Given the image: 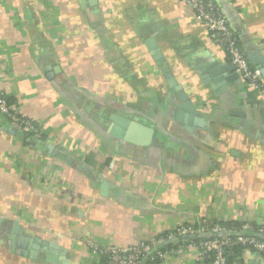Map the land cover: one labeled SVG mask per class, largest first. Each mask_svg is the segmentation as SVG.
Wrapping results in <instances>:
<instances>
[{
	"label": "crops",
	"instance_id": "0c3cea01",
	"mask_svg": "<svg viewBox=\"0 0 264 264\" xmlns=\"http://www.w3.org/2000/svg\"><path fill=\"white\" fill-rule=\"evenodd\" d=\"M212 1L264 68V0ZM229 66L179 0H0V90L40 131L0 116V264H105L90 244L263 224L264 77L252 90Z\"/></svg>",
	"mask_w": 264,
	"mask_h": 264
},
{
	"label": "built area",
	"instance_id": "2783aa9c",
	"mask_svg": "<svg viewBox=\"0 0 264 264\" xmlns=\"http://www.w3.org/2000/svg\"><path fill=\"white\" fill-rule=\"evenodd\" d=\"M179 1L191 10L195 21L205 27L209 39L223 48L236 76L246 81L252 90L261 91L263 80L261 71L250 66L226 17L216 4L212 0ZM0 116L27 136L36 137L40 134L37 126L8 104L7 97L1 90ZM214 223L204 218L196 226L180 224L171 228L163 236L139 240L128 248L90 244L89 249L92 255L105 259L106 264H141L145 258V261L149 259L151 264H160L169 256L185 255L193 256L196 264H227L229 250L241 245L246 248L245 250L253 249V252L260 255L264 261V223L243 221L242 233L237 234H231ZM251 223H254L256 227L254 228ZM251 231L254 232L251 234ZM244 232L250 233L244 235ZM208 233L222 235L204 236ZM167 245L171 247L164 249ZM205 256L207 260L204 259Z\"/></svg>",
	"mask_w": 264,
	"mask_h": 264
},
{
	"label": "trees",
	"instance_id": "16d2710c",
	"mask_svg": "<svg viewBox=\"0 0 264 264\" xmlns=\"http://www.w3.org/2000/svg\"><path fill=\"white\" fill-rule=\"evenodd\" d=\"M8 104L10 105L8 99H7ZM2 117V116H1ZM3 118V117H2ZM4 119V118H3ZM5 120V119H4ZM6 121V120H5ZM7 122V121H6ZM22 133V132H21ZM24 134V133H22ZM26 135V134H24ZM30 137V136H29ZM32 137V136H31ZM214 224H217L219 226H221L222 228H224L227 232L234 234V233H242L241 232V226H242V222H238V221H228V222H215ZM251 225L255 228V224L251 223ZM254 232V231H253ZM251 231V234L253 233ZM250 232H244V235H248ZM166 233L159 235V236H163ZM170 245H167L164 247L165 248H170ZM163 249V248H162ZM246 248L244 246L241 245H237L232 247L229 250L228 256H227V264H234L236 262L239 261V258L241 256V252L244 251ZM251 251H253V249H251ZM105 264H106V260L104 259ZM144 264H151V262L149 261V259H147Z\"/></svg>",
	"mask_w": 264,
	"mask_h": 264
},
{
	"label": "water",
	"instance_id": "95a60500",
	"mask_svg": "<svg viewBox=\"0 0 264 264\" xmlns=\"http://www.w3.org/2000/svg\"><path fill=\"white\" fill-rule=\"evenodd\" d=\"M259 60H258V62H260L261 65H264V61L261 60V59H259ZM259 69L261 71L262 76L264 77V68L260 67ZM225 70L232 73L231 77L228 80H232V79L238 78L236 76V74L233 72V68H232L231 65L229 67H226ZM127 125H128V132L130 133V135H132V137H129V138L127 137V139L133 140L134 139L133 136L135 135L134 133L137 132L138 130H140V131H142V134H144L143 145H147V144L150 143V140H151L152 135H153V130L151 128H147V127L140 126L138 124H133V123H130V122H128ZM8 129H11V128H8ZM9 131L13 134V133H16L18 131V129L13 126L12 129L9 130ZM221 235H222L221 233L215 234V235H212V234L208 233V234H206L204 236L210 237V236H221ZM183 239H185V238H183ZM51 247H57V246L55 244H51ZM160 247L161 246H159V248ZM145 259L142 261L141 264H144Z\"/></svg>",
	"mask_w": 264,
	"mask_h": 264
}]
</instances>
